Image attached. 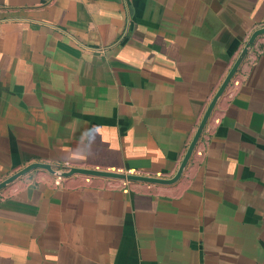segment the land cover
Instances as JSON below:
<instances>
[{"label": "crops", "instance_id": "crops-1", "mask_svg": "<svg viewBox=\"0 0 264 264\" xmlns=\"http://www.w3.org/2000/svg\"><path fill=\"white\" fill-rule=\"evenodd\" d=\"M261 26L264 0H0V181L34 161L171 177ZM261 48L174 183L1 188L0 264H264Z\"/></svg>", "mask_w": 264, "mask_h": 264}, {"label": "water", "instance_id": "water-1", "mask_svg": "<svg viewBox=\"0 0 264 264\" xmlns=\"http://www.w3.org/2000/svg\"><path fill=\"white\" fill-rule=\"evenodd\" d=\"M261 34H264V26L258 27L257 29L253 30L246 42L244 43L242 49L240 50L237 57L234 59L233 63L229 67L228 71L226 72L225 76L223 77L221 83L217 87L216 91L214 92L213 96L211 97L210 101L208 102L207 106L204 109V112L196 126V129L186 147V150L181 158V161L175 171V173L169 177V178H161V177H155V176H149V175H142V174H135V173H124V172H118V171H108V170H100V169H93V168H85V167H77V166H68L63 170L57 171L53 168L54 165L46 163V162H40V161H34L31 163H28L27 165H24L19 170L15 171L11 175L7 176L6 178L2 179L0 181V189L3 188L6 184L10 183L11 181L15 180L16 178L36 169H42L45 170L53 175H56L58 177H67L72 174H83V175H89V176H98V177H104L109 179H117V180H125V181H137V182H144V183H153V184H171L174 183L179 176L181 175V172L183 168L185 167L200 135L201 132L218 100L220 95L222 94L224 88L228 84L229 80L239 67L242 59L244 58L245 54L247 53V50L249 46L253 43L255 38Z\"/></svg>", "mask_w": 264, "mask_h": 264}, {"label": "built area", "instance_id": "built-area-1", "mask_svg": "<svg viewBox=\"0 0 264 264\" xmlns=\"http://www.w3.org/2000/svg\"><path fill=\"white\" fill-rule=\"evenodd\" d=\"M260 36V35H259ZM258 37V36H257ZM257 37L255 38V40L253 41V43L249 46L248 50H247V53L245 54L244 58L242 59L239 67L237 68V70L235 71V73H238L239 76L241 78H243L245 75H246V72H247V69L248 67H250V65H253L254 62H255V59L256 57L262 53V48L261 46L264 45V34H261V38L260 39H257ZM241 64H243V66L241 67ZM235 73L233 74V76L235 75ZM233 76L231 77V79L229 80L228 84L226 85V87L224 88L222 94L220 95V97L223 95V94H227V96L231 95L232 93V89L234 88V84L231 85L232 83V78ZM236 85V84H235ZM219 97V98H220ZM218 98V99H219ZM216 106V104H215ZM214 106V108H215ZM213 108V109H214ZM207 124V122H206ZM205 124V125H206ZM203 131H205V126L201 132V135L198 139L197 142L201 141L203 138ZM60 166H66L68 167L69 165H60ZM60 177L56 176V180H58Z\"/></svg>", "mask_w": 264, "mask_h": 264}, {"label": "rangeland", "instance_id": "rangeland-1", "mask_svg": "<svg viewBox=\"0 0 264 264\" xmlns=\"http://www.w3.org/2000/svg\"><path fill=\"white\" fill-rule=\"evenodd\" d=\"M53 168H54L55 170H57V171H60V170L65 169L66 166H60V165L58 166V165H54ZM35 171H37V170H33L32 173L35 172ZM38 171H41V173H46L44 170H38ZM52 175H53V174H52ZM53 177L55 178L56 175H53ZM111 181H113V183L115 182V183L121 184V183H120L121 180H111ZM123 181H124V180H123ZM124 183H125V182H124Z\"/></svg>", "mask_w": 264, "mask_h": 264}]
</instances>
